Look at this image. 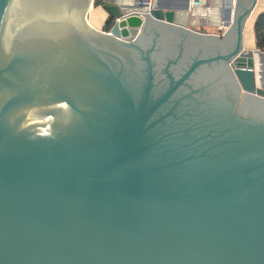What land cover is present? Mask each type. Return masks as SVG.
Segmentation results:
<instances>
[{
	"label": "water",
	"instance_id": "95a60500",
	"mask_svg": "<svg viewBox=\"0 0 264 264\" xmlns=\"http://www.w3.org/2000/svg\"><path fill=\"white\" fill-rule=\"evenodd\" d=\"M255 3L0 0V264H264Z\"/></svg>",
	"mask_w": 264,
	"mask_h": 264
},
{
	"label": "crops",
	"instance_id": "0c3cea01",
	"mask_svg": "<svg viewBox=\"0 0 264 264\" xmlns=\"http://www.w3.org/2000/svg\"><path fill=\"white\" fill-rule=\"evenodd\" d=\"M220 3H221V0H210L205 5L198 7V8H194L193 12H191V14L188 16L186 20V25L197 31H203V32L212 33V34L217 35L219 31L217 30L216 26L213 23V20H214L213 12ZM97 8H100V6ZM263 9H264V0H256V3L252 9V12L246 21L245 27H247L248 29V32H246L247 42L250 43V48L255 47L254 33H253L254 19L256 17V14L259 13ZM101 11L103 13L99 14V20H97L95 24L93 22V24L96 27V29L104 30V25L108 18V15L102 9Z\"/></svg>",
	"mask_w": 264,
	"mask_h": 264
},
{
	"label": "built area",
	"instance_id": "2783aa9c",
	"mask_svg": "<svg viewBox=\"0 0 264 264\" xmlns=\"http://www.w3.org/2000/svg\"><path fill=\"white\" fill-rule=\"evenodd\" d=\"M137 6L130 10V14L137 15L141 18L145 17L142 13H148L150 16L151 11L155 8L156 0H135ZM190 2V11L193 12L194 8L201 7L207 3V0H189ZM228 9L225 1L221 0V3L214 10L213 15V23L216 26L219 33L217 35L222 36L224 32L231 26L233 22V13L231 12V16L229 19L226 14H224V10ZM231 18V19H230Z\"/></svg>",
	"mask_w": 264,
	"mask_h": 264
},
{
	"label": "trees",
	"instance_id": "16d2710c",
	"mask_svg": "<svg viewBox=\"0 0 264 264\" xmlns=\"http://www.w3.org/2000/svg\"><path fill=\"white\" fill-rule=\"evenodd\" d=\"M111 26L109 17L107 18L104 30H108ZM254 44L255 47L264 51V9L256 14L253 22Z\"/></svg>",
	"mask_w": 264,
	"mask_h": 264
},
{
	"label": "bare ground",
	"instance_id": "6f19581e",
	"mask_svg": "<svg viewBox=\"0 0 264 264\" xmlns=\"http://www.w3.org/2000/svg\"><path fill=\"white\" fill-rule=\"evenodd\" d=\"M226 1V4H229L230 6L228 7V9H226V10H224V14H226L227 15V17H228V19H229V16H231V12L233 13L234 12V6H235V2H236V0H225ZM97 7H99V6H91V3H90V6L87 8L88 9V12H87V14L88 15H86L87 17H86V20H87V22L92 26V27H95L94 26V24L96 23V21L97 20H99V14L100 13H103L102 11H101V9L100 8H97ZM95 9V10H94ZM103 10V9H102ZM104 11V10H103ZM105 12V11H104ZM106 13V12H105ZM233 17V16H232ZM231 19V18H230ZM93 20V21H92ZM233 20V19H232ZM93 22H94V24H93ZM96 28V27H95ZM46 126H48V123H47V125Z\"/></svg>",
	"mask_w": 264,
	"mask_h": 264
},
{
	"label": "rangeland",
	"instance_id": "374dc122",
	"mask_svg": "<svg viewBox=\"0 0 264 264\" xmlns=\"http://www.w3.org/2000/svg\"><path fill=\"white\" fill-rule=\"evenodd\" d=\"M244 29H243V45H244L245 48L249 49L250 48V43L247 42V33H246V32H248V29L245 26H244Z\"/></svg>",
	"mask_w": 264,
	"mask_h": 264
}]
</instances>
